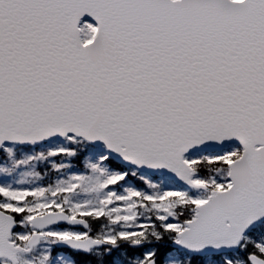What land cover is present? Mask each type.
<instances>
[{"label": "snow or ice", "instance_id": "snow-or-ice-1", "mask_svg": "<svg viewBox=\"0 0 264 264\" xmlns=\"http://www.w3.org/2000/svg\"><path fill=\"white\" fill-rule=\"evenodd\" d=\"M0 264H264V0H0Z\"/></svg>", "mask_w": 264, "mask_h": 264}]
</instances>
